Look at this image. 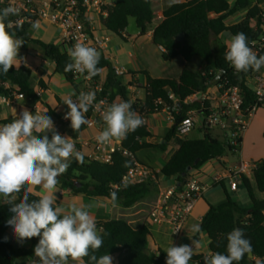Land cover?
<instances>
[{
  "label": "trees",
  "instance_id": "16d2710c",
  "mask_svg": "<svg viewBox=\"0 0 264 264\" xmlns=\"http://www.w3.org/2000/svg\"><path fill=\"white\" fill-rule=\"evenodd\" d=\"M264 0H234L233 7L228 0H189L172 4L163 12L162 22L155 28L152 40L155 45L163 47L162 58L164 61H173L182 57L187 62L193 58L199 59L202 66L194 71L186 67L178 79L152 78L146 74V96L143 100L131 102L129 97V85L123 83L122 75L116 72L111 62L100 55L98 67L107 71L103 83V96H109V103L117 98L129 102L132 109L149 118L157 113H162L164 105H172L175 102L170 99L174 95L177 100L176 111L173 113L174 124L164 135L160 143L148 142L152 134L148 125H142L135 132H131L122 141V149L133 155V158L122 152H115L110 163H103L90 158L83 153L80 145L75 146L84 154L82 164L72 160L70 167L62 174L57 188L69 190L74 195H84L88 198H102L113 202L112 193H116V203H121L125 208H131L142 202L152 191L155 185L129 184L122 186V179L134 165V161L141 162L137 153L144 150L159 149L161 152L168 151L172 141L177 142L178 149L170 160L160 170L164 179L174 178L177 183L183 184L191 171L200 170L209 162L220 161L221 158L230 154L231 151L241 153L240 148H230L223 141L214 138L206 130L200 139L191 140L189 137L179 138L177 127L186 118L190 110L199 108L198 103H186L190 96L206 92L211 82L224 72L221 80L215 84L240 85L244 89V105L252 106L256 103L251 93L244 87L246 73H234V69L225 59L227 46L219 43L218 36L224 32L232 35L243 32L248 37V44L254 41L262 28V9ZM108 16L103 19L105 30L121 36L128 29L129 19L136 20L140 33L144 34L153 24L154 14L151 0H117L114 5L104 7ZM247 11L245 18L239 23L229 25L230 17L238 12ZM11 20V17H9ZM31 24L26 23L22 27L15 28L16 35L24 41L25 47L36 45L43 49L45 57L55 65V72L62 75L77 90L74 80V72H65L66 63L70 62L66 53L61 52V46L48 43L41 39L32 38L30 34ZM183 35V40L178 37ZM260 55H264L262 52ZM34 71L21 65L13 67L8 73L0 71V95L13 98L23 94L28 100L40 101L41 95L35 90L31 81ZM102 73L92 77L100 80ZM39 87L47 89V84L39 81ZM162 101V104H158ZM264 107V103H259ZM50 117L59 121L63 117L48 106ZM12 120L1 121L0 124L10 123ZM74 137H79V131H74ZM51 139V138H49ZM127 164V166H126ZM253 173V182L259 194L264 195V160L256 163ZM241 182L250 198V207H241L232 198L223 183L220 185L225 194V201L219 205H210L201 223L200 233H206L209 237V252H221L226 254L227 234L234 228L244 230L245 236L251 241L252 251L245 254L239 264H264V199H258L256 190L248 177H242ZM117 185V188L115 187ZM23 193L20 195L22 196ZM39 195L30 194L31 199H37ZM114 203V202H113ZM10 205L5 200L0 204V264H26L36 259L34 247L39 242V237H34L28 242L27 247H19L12 243L7 233L11 227L7 224L13 215ZM97 228L102 229L103 246L96 251L95 255L100 257L105 254L118 257V264H166V257L161 250L158 254H152L148 245L150 244L151 232L147 226L134 227L124 219H108L98 221ZM198 233L193 239L198 240ZM5 237L7 239H5ZM204 254H194L189 264H204ZM88 258H84L87 264Z\"/></svg>",
  "mask_w": 264,
  "mask_h": 264
},
{
  "label": "clouds",
  "instance_id": "9594fccd",
  "mask_svg": "<svg viewBox=\"0 0 264 264\" xmlns=\"http://www.w3.org/2000/svg\"><path fill=\"white\" fill-rule=\"evenodd\" d=\"M19 13L20 8L16 6L0 9V71L5 74L23 60L19 52L24 41L14 30L22 26L9 19ZM32 27L39 29L40 22L34 21ZM67 55L70 62L66 63L65 72L87 73L86 78L91 79L103 71L98 67L100 53L95 47L77 42L67 49ZM225 59L236 72L259 71L264 67V55L253 51L243 32L231 36ZM95 99L94 91H81L75 100L71 95L64 99L69 111L63 118L71 121L73 131L90 124L85 118L90 108L100 110V105L94 104ZM102 120L105 127L96 136L100 144L125 139L144 123L126 101L108 105L102 111ZM49 132L52 133L51 139ZM72 160L82 164L84 154L76 149L71 137L62 136L55 130L47 112L32 113L24 108L10 123L0 125V197L6 198L13 214L7 224L18 243L39 237L34 247L36 264H69V261L83 264L86 257L87 264H112L111 255H95L104 241L103 230L97 228L88 210L91 205H72L66 210L57 204L58 178L67 171ZM37 187L43 190V194L30 200L32 190ZM112 199L116 201V193H112ZM190 231L200 233L201 227L194 224ZM200 247L197 239H192L191 245L171 244L164 250L166 264H189ZM251 251V241L246 238L244 230L234 228L227 234L226 254L214 252L205 256L204 264H239Z\"/></svg>",
  "mask_w": 264,
  "mask_h": 264
},
{
  "label": "built area",
  "instance_id": "2783aa9c",
  "mask_svg": "<svg viewBox=\"0 0 264 264\" xmlns=\"http://www.w3.org/2000/svg\"><path fill=\"white\" fill-rule=\"evenodd\" d=\"M8 6L20 8L18 16H10L14 23L24 25L33 24L34 21L45 22L53 26L59 32V41L61 52L67 54V49L75 43H85L95 47L100 55L108 47L110 38L104 34L105 27L102 24L103 19L108 16L104 7L111 6L105 0H0V9ZM262 9V28L257 38L250 42L249 46L257 55L264 52V5ZM162 50H165L161 47ZM119 75L122 72L116 71ZM235 74H239L234 70ZM87 73L80 74L74 72V80L77 84V91L72 98L75 100L81 91H94L96 99L94 104L100 105L98 111L96 107L89 109L85 115L90 120L89 125H82L80 130H88L97 127L102 123V111L106 109L109 103V96H103L104 81L87 79ZM244 87L254 97L256 103L252 106L244 105V89L240 85L213 84L206 92L188 97L186 103H198L199 108L190 110L186 118L177 127L179 138L189 137L195 131L204 132L208 130L214 138L223 141L230 148H240L242 138L248 130L251 119L258 108L259 103H264V67L259 71H249L244 77ZM40 95V93H38ZM23 94L16 93L13 98L0 95V104L10 106L14 99L24 98ZM170 99L175 103L164 105L163 113L171 124H174L173 113L176 111L175 104L177 100L174 95ZM103 101V104L100 102ZM158 104H162L160 101ZM137 113L143 118V125H147L148 119L144 113ZM199 118L200 121L199 122ZM65 120V119H64ZM65 123L71 124L70 120ZM86 146H92L88 154L90 158L103 163H110L112 155L115 152H122L124 155L133 158V155L123 151L122 142L113 140L107 144H100L96 137L88 139ZM239 153L231 151L229 156H235ZM228 163V162H227ZM256 163H246L238 161L230 165H224L222 170L210 177V181H205L201 173L189 175L183 184L175 182L169 187L160 186L164 178L159 175L160 171L149 165L134 161L133 167L122 179V186L129 184L150 183L159 186L158 198L149 210L151 222L157 226L165 228V231L172 237L179 238L184 233V224L188 222L192 215L197 200H200L206 191L210 188L219 186L228 180L231 189L237 190V184L234 178L253 177ZM117 188V185H115ZM177 229H179L177 231Z\"/></svg>",
  "mask_w": 264,
  "mask_h": 264
},
{
  "label": "crops",
  "instance_id": "0c3cea01",
  "mask_svg": "<svg viewBox=\"0 0 264 264\" xmlns=\"http://www.w3.org/2000/svg\"><path fill=\"white\" fill-rule=\"evenodd\" d=\"M185 1H189V0H151L152 2V11L154 14V17H157L158 22H155V18L153 20V24L152 26L149 28L148 31H146L144 34L140 33V29L138 28V30L134 33V34H130L127 32V30L123 31L121 33V36H117L114 35L108 31H103L105 35H107L110 38V43L108 44L107 49L105 50V52L103 53L104 56L111 62V64L113 65V67L116 69V71H120L123 73L122 76L123 77V83L124 84H130V80L133 79L135 81L138 82V84L141 85L142 89H140V93H134V89L131 87L129 90V97L130 99L133 101L140 99L143 100L146 96L145 93V86H146V74H148L149 76H151L152 78H169V79H178L182 73V71L188 67L189 68V64L191 63V61H193V59L189 62H187L186 60H184L182 57H177L176 59H174L173 61H164L162 58L163 52L164 50H162V48L160 46H157L154 44L153 40H152V35H153V31L155 30V28L162 22L163 20V12L169 8L172 4L175 3H181V2H185ZM229 1V0H228ZM231 6L233 7L234 5V0H230L229 1ZM108 4V3H107ZM114 5V4H113ZM247 11H242V12H238L235 15H233L232 17L229 18L228 20V24L229 25H233L236 23H239L240 21H242V19L245 18V14ZM47 24L48 27H52V25L45 23V25ZM33 28V27H31ZM54 32H57V30L55 28H53ZM232 34L230 32H224L223 34H220L218 36V40L219 43L227 46L228 43L230 42ZM32 38L35 39H41L44 40L48 43H52V41L50 40H45L43 38H37L32 36ZM59 39V38H58ZM53 44V43H52ZM60 41L58 42V44L55 45H59ZM25 46H22L20 48V52L19 55L21 57H23L22 61H18V65L17 67H20L21 65H27V67H30L34 73H33V78L35 75H37L38 73L42 74L44 72H46L48 70V73L46 78L43 77L42 75H37L38 79H37V89L34 88L35 90L38 91V93H40L41 95V100L38 101L37 103H39V109H47V107L49 106V108H51L52 110H55L57 113L59 114H66L67 111H69L68 107L66 104L63 103L64 99L66 97H68L69 95H71V97H74L75 95H72V93L76 94V89L74 88V86H72L62 75V77L65 79V83L64 86H62V88H54V83L52 82V77L53 74H57L55 72V65L48 60L43 52V49L39 46L36 45H30L29 47L27 46L26 48H24ZM35 54V56H39L42 58V61H33L32 59V55ZM54 66L49 68V66ZM202 66V63H199V68L200 69ZM50 71L53 73L51 75ZM107 76V75H106ZM105 77H101V80L104 81ZM43 80L46 84H47V89L43 90L42 88L39 87V81ZM52 90H55L56 93H54L53 95V101H54V106L51 107L49 105V103L42 99L44 96L48 95V94H52ZM24 98L20 99L23 100ZM32 101V100H29ZM123 101L121 98H117L114 102H121ZM30 106H32L31 102H29ZM0 107H4L2 104H0ZM43 107V108H42ZM39 110V111H40ZM163 113V112H162ZM158 114V113H157ZM164 116L161 117H154L156 116L153 115L151 117H149L148 119V123H147V127L148 130L150 131V133L152 134V138L148 139V142L154 143V144H158L157 142H155V136L158 134L159 130H164V134H166V132H168V130L170 129V127H172L171 122L169 121L167 114L163 113ZM1 119V118H0ZM105 127L104 122L102 121L101 124H99L97 127L95 128H91L88 130H83L84 131V135L88 136V139L92 138V137H96ZM82 134V135H83ZM264 107L258 108L257 111L255 112V114L253 115L249 128L248 130L245 132L243 138H242V143H241V153H239L238 155H235L233 157H236L238 161H244L246 163H257L259 160H264ZM161 135V134H160ZM83 137L84 142L83 146H86L85 144L87 143L88 139L86 137ZM190 138V135H189ZM202 138V137H201ZM191 140H195L190 138ZM200 139V138H199ZM119 142H122L123 139L118 140ZM174 142L172 141L171 145ZM170 146L168 148V151L170 149ZM175 146V145H174ZM89 148V150L91 149L92 146H87ZM178 146L176 147L175 151H173L171 153V155L168 158H164L160 155L157 154L156 159L153 157V161H141V163L146 164L151 166L152 168L160 171L162 166L164 164H166L170 158L174 155V153L177 151ZM159 150V149H158ZM165 151V152H168ZM161 152V151H160ZM162 152V153H165ZM140 151L137 153L139 154ZM228 156H225L223 158L220 159V161H215V164L212 162L207 163L204 167H202L200 169L202 178L205 181H210V177L213 176L214 174H216L217 172L222 170V167L224 166L223 163H227L229 162L228 160ZM154 163V164H153ZM157 167V168H155ZM253 177H249V179L252 182L253 185ZM169 184H166V183ZM176 182V180L174 178L171 179H162L160 182V186L162 187H169L172 184H174ZM224 185V182H223ZM254 186V185H253ZM158 191H159V186H157ZM218 187H220L222 190V186H216L214 188H210L208 191H206V193L204 194V196L200 199L197 200L196 204H195V209L192 213V215L190 216L189 220L187 223L184 224V231L185 233L179 237V238H170L168 241V244L165 245L166 248L169 247L171 244H173L174 246H179L181 244H185V239H187V242H189L190 244H192V239L193 237H195L198 233H194V232H189L188 228L191 227L194 224H199L201 223L203 217L206 215V213L208 212L210 205H218L220 203V201H222V192L220 190H218ZM59 191H63V193L65 191H69V190H60ZM157 192H152L149 194L147 198H149L147 201V203L145 202L146 199H144L142 202L137 203L136 205H134L131 208H127V212H126V216H124V220L126 222H128L130 225L134 226V227H141V226H147L150 229V232L152 233L153 229L157 226L155 224H153L151 221V218L149 216V210L151 208V206L155 203L156 198L153 199V197L155 196L154 194ZM224 193V191H223ZM36 194V193H35ZM159 194V193H158ZM158 194H157V198H158ZM38 195V194H36ZM225 195V194H224ZM263 195V194H261ZM40 196V195H39ZM235 199V198H234ZM237 199V198H236ZM235 201L239 204V200L237 199ZM264 199V195L263 198ZM143 205H147L148 207H142V208H137L138 206H143ZM250 205L247 207L249 208ZM126 218V219H125ZM12 229V228H11ZM11 229L8 231V233L11 231ZM157 230H159L163 236H167L169 237L168 233L165 231V228H162L160 226H157ZM8 233H7V237H8ZM152 236V234H151ZM206 238H208L206 240ZM9 239V237H8ZM10 240V239H9ZM198 240L201 243V247L196 249L194 254H204L206 256L211 255V253L209 252V237L206 233H200L198 236ZM11 241V240H10ZM153 242H151L152 247L154 249H157L158 251H150L152 254H158L161 250L162 253L167 256V253L164 251L166 248H161V246L158 244H156L155 240L152 239ZM204 241V243H203ZM13 243V242H12ZM24 243V242H23ZM21 245V244H20ZM113 259L116 260V264H118V257L117 256H112ZM37 258L32 260V262L30 261L29 263L32 264H36ZM27 263V264H29Z\"/></svg>",
  "mask_w": 264,
  "mask_h": 264
},
{
  "label": "rangeland",
  "instance_id": "374dc122",
  "mask_svg": "<svg viewBox=\"0 0 264 264\" xmlns=\"http://www.w3.org/2000/svg\"><path fill=\"white\" fill-rule=\"evenodd\" d=\"M116 1L117 0H105V2L110 4V5L115 4ZM154 18H155V22H158L157 17L155 16ZM137 30H138V28H137L136 20L134 18H130L127 32L130 33V34H134ZM30 34L32 36H34V37H37V38L40 37V38H43L45 40H50V41H52L53 44H58V42H59V39H58L59 38V32L58 31L54 32L52 27H48L47 24L45 25V22H40V28L39 29L31 28ZM24 48H26V47H24ZM32 59H33V61H38V62L42 61V58L39 57L38 55L35 56V54L32 55ZM200 62L201 61L199 59H196V58L194 59L193 58V61H191V63L189 64V68L193 69L194 71L199 70L197 68H199V63ZM51 67H54V66L50 65L49 68H51ZM46 73H48V70L46 72H44L43 75L41 73L40 74L38 73L37 75H42L43 77L46 78V76H47ZM50 73H51V75L53 74L51 71H50ZM37 75H35L34 78L31 81L32 87L36 88V89H37V79H38ZM106 75H107V71H104L102 73L101 77H105ZM52 82L54 83L53 84L54 88H62V86H64V83L66 81L61 75L53 74ZM131 87L135 90L134 93H136V94L140 93L139 91H140V89H142L141 85L138 84V82L133 80V79L130 80V85L128 87L129 90H130ZM52 91L53 92H52L51 95L48 94V95H46V96H44L42 98V99L46 100L51 107L54 106V101H53L54 97H53V95H54V93H56L55 90H52ZM71 98H73V97H71ZM137 100H140V99H137ZM135 101L131 100V102H135ZM29 102H31L32 106L29 105L30 104ZM37 102L38 101H34V100L29 101L26 98H24L23 100H20V98L14 99V102L10 106H8V107L4 106L3 108L0 107V118H1V121L15 119L16 117H18L20 115L21 111L24 108H27L32 113H35V111H39L40 107H39V103H37ZM39 112H41V113L48 112V107H47V109H45V108L41 109ZM64 115H65V113L62 114L61 116L64 117ZM161 116H164V114L163 113H158L154 117H161ZM52 120L54 122L55 130L58 131L59 134H61L62 136L71 137L73 142H74V144H75V146L80 145V148H81L83 153H86L87 155L90 154L91 149L89 150V148L87 146H83V143H82V142H84L83 137L85 136L83 134L84 133L83 130H79V137L75 138L74 137V131L72 130V128L70 127L69 124L65 123L64 118H63L62 121H59L56 118L52 117ZM199 122H201L200 118H199ZM51 135H52V133L49 132L48 133L49 138H51ZM164 135H165L164 134V130L163 129L159 130L158 134L155 136V140L154 141L157 142V143H160L161 140L163 139ZM85 137L88 139L87 135ZM201 137H203V132H201V131H195V132H193L190 135V138H192V139H199ZM173 144L175 146L171 145L169 151L165 152V153L160 152V150H158V149L144 150V151L141 150L140 153L137 154V158L139 160H141V161H150V160L153 161L152 158L154 157L156 159L157 154L162 156V157H164V158H168L171 155V153L173 151H175L176 147L178 146L177 142H174ZM228 160H229L228 163L225 162L223 164L224 165H230L232 163H235V162L237 163L238 162L237 158L233 157V156H228ZM213 163L215 164V162H213ZM155 168H157V167H155ZM197 172H200V170L191 171L190 175H196ZM233 180L237 184V190L236 191L235 190L233 191L231 189L228 180L224 182V188L226 189V191L228 192V194L232 198H235V199L237 198L240 201L239 205L241 207L247 208L250 205V202H251L250 198L248 197L247 191H246L245 187L243 186L240 178H234ZM166 184H169V183L167 182ZM253 185H254V188H255L254 182H253ZM157 188H158L157 186H154L152 188V192H157V193L154 194L155 196L153 197V199L157 198V194L159 193ZM218 190H220L222 192V198L223 199L219 203V204H221V203H223L225 201V195L223 193V190L220 187H218ZM255 190H256V188H255ZM32 192L36 193L38 195H42L43 194V190L38 188V187L34 188L32 190ZM56 195H57V204L60 205V206H63L66 210L70 209V207L72 205H77V206L91 205V207L88 210L90 211L91 215L94 217L96 222L105 221V220L112 219V218L124 219V216L127 215L126 214V212H127L126 209L127 208H125L121 203H116V202L113 203V202H110L109 200H105V199H102V198L92 199V198H88V197H86L84 195H74V194L70 193L69 191H65L64 193H63V191H58ZM256 195H257L258 199H260V200L263 198V195L259 194V192L257 190H256ZM149 198H147V199L145 198L146 199V201H145L146 203L148 202L147 200ZM4 200H5L4 197H0V204ZM142 207L147 208L148 206L147 205H143V206H140V207L138 206L137 208H142ZM190 228L191 227H189L188 230H189V232H192V231H190ZM184 233H185V231H184ZM151 234H152V236L150 237V244L148 245L150 251H158L157 249H154L152 247V245H153V244H151V242H153L152 239H154L156 244L157 245L159 244L161 246V248H166L165 245L168 244L169 239L170 238H175V237H172L170 235H168L169 237L163 236L162 233L159 230H157V226L153 229ZM8 237L11 240V242H13L15 245H18L19 247H27L28 244H29L28 242H24L22 244L18 243L16 238L13 235V230L12 229L8 233ZM182 237H181V239H182ZM207 239L208 238H206V240ZM185 241H186L185 244L191 245L189 242H187V239H185ZM203 243H204V241H203ZM29 264H32V263H29ZM69 264H75V262L69 261ZM112 264H116V260L115 259H113Z\"/></svg>",
  "mask_w": 264,
  "mask_h": 264
},
{
  "label": "water",
  "instance_id": "95a60500",
  "mask_svg": "<svg viewBox=\"0 0 264 264\" xmlns=\"http://www.w3.org/2000/svg\"><path fill=\"white\" fill-rule=\"evenodd\" d=\"M183 40V35H180L178 37V41H182ZM224 75V72H221L220 75L218 77L215 78V80L213 82H211V84H215L216 82H219L222 78V76Z\"/></svg>",
  "mask_w": 264,
  "mask_h": 264
}]
</instances>
